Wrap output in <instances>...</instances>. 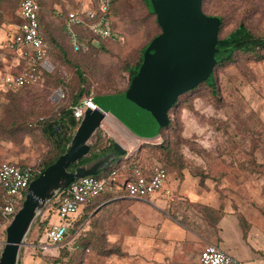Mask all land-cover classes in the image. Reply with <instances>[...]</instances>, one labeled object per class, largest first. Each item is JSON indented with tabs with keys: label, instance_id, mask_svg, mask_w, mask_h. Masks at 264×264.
Returning a JSON list of instances; mask_svg holds the SVG:
<instances>
[{
	"label": "rangeland",
	"instance_id": "374dc122",
	"mask_svg": "<svg viewBox=\"0 0 264 264\" xmlns=\"http://www.w3.org/2000/svg\"><path fill=\"white\" fill-rule=\"evenodd\" d=\"M36 1L42 9L46 34L61 36V20L73 4L72 0ZM145 1L156 16L160 34L148 45L141 69L130 81L128 74L121 72L114 80L110 77L95 84L89 95H95L92 100L98 108L119 116L127 125L144 133L147 139L155 137L153 135L170 116L176 127L161 137V140L168 137L166 155L173 153L175 158V168L168 166V174L181 179L185 172L199 177L201 185L206 178H213L217 190L250 204L256 214L252 220L264 225V60L239 55L230 64L208 68L206 50H216V46L207 47L204 38L195 35V26L187 24L190 19L184 16V10H189L190 4H178L177 0ZM19 2L0 0V29L3 25H15ZM118 11V27L125 41L107 45L97 53L110 69L129 58L135 48L144 45L157 32L139 0H120ZM205 13L223 18L221 36L241 21L253 33L264 35V0H209ZM100 64L99 61L93 64L94 68ZM60 72L66 80L68 74L64 70ZM213 75L216 97L211 96L210 87L198 88L203 80ZM53 82L43 72L37 84L5 94L0 105V163L4 162V156L19 152L36 155L41 145L45 148L44 156L50 151L51 143L43 136L39 122L59 113L61 103H54L52 98L62 89L53 88ZM258 143L261 147L255 151L257 147L253 149V146ZM146 154L150 163L156 161L155 156L151 159L149 150ZM114 166L116 162L95 176H105ZM19 207L17 205L15 212ZM205 212L204 208L195 210L196 214L204 215ZM51 218L59 223L56 212ZM10 221L2 222L3 229ZM35 221L20 249L18 264H66V259L56 263L59 256L42 257L30 247L33 242L44 240ZM92 224L83 229L85 235L82 237L89 252L76 255L77 261L85 260L90 264L94 263L96 254L105 255L109 248L118 249L107 244V233L91 231ZM196 264H200L198 258Z\"/></svg>",
	"mask_w": 264,
	"mask_h": 264
},
{
	"label": "crops",
	"instance_id": "0c3cea01",
	"mask_svg": "<svg viewBox=\"0 0 264 264\" xmlns=\"http://www.w3.org/2000/svg\"><path fill=\"white\" fill-rule=\"evenodd\" d=\"M16 27L7 24L0 29V75L13 76L24 67L19 54L7 49ZM11 29L13 31L9 32ZM6 93L9 92L1 91V101ZM59 100L56 91L52 101L57 103ZM99 130L105 138L117 142L123 149L124 155L115 152L116 166L111 170L132 165L140 166L146 174L152 173L155 162L150 163L146 154L148 149L144 146L159 144L162 141L160 131L152 139L144 138V133L108 112ZM44 149L41 145L36 155L19 152L4 156V162L19 165L39 163L46 154ZM214 184L213 178H206L201 185L199 177L185 172L181 179L167 174L162 188L146 199H129L119 191L116 194L104 193L82 204L74 217L75 223L84 224L85 229L92 222L94 231L107 233V244L120 250V254H96L93 264H196L197 258L199 260L197 252L207 242L233 256L238 264H264V225L252 220L256 214L250 204L243 203L240 198L235 200L223 190H217ZM53 200L57 201V197ZM51 202L39 216L42 222L47 221L45 227L56 223L51 218V214L56 212ZM200 208L206 210L204 215L195 213ZM211 217L215 220H210ZM83 229L79 233L85 231ZM77 238L71 249L62 246L42 253L30 247L49 258H57L63 248L68 251L78 249L79 254L82 253L79 250L86 247L77 246ZM78 264L90 263L79 260Z\"/></svg>",
	"mask_w": 264,
	"mask_h": 264
},
{
	"label": "built area",
	"instance_id": "2783aa9c",
	"mask_svg": "<svg viewBox=\"0 0 264 264\" xmlns=\"http://www.w3.org/2000/svg\"><path fill=\"white\" fill-rule=\"evenodd\" d=\"M65 16V31L73 51H85L87 45L81 43L77 29L82 27L94 38L113 39L123 42V37L112 30L109 13L113 0H72ZM40 6L36 0H20L18 16L22 23L16 27L7 49L15 51L24 61L23 69L16 75H0L2 92H14L35 85L43 71L49 72L51 65L47 59L49 46L39 32L38 15ZM0 91V102L2 99ZM59 99L63 92L57 94ZM86 109L96 110L92 96L82 99L72 108L74 118L80 122ZM38 164V163H37ZM32 164L0 163V254L5 245V228L2 222H9L21 206L29 184L41 172ZM167 178V172L156 166L151 174H146L140 166H126L112 169L102 177L86 176L73 180L57 195L56 214L59 223H49L44 229V240L33 243L34 249L47 253L52 248L62 246L71 249L74 240L84 224L75 223L74 217L79 207L87 201L104 193L123 191L129 199L143 200L159 191ZM20 208V207H19ZM200 264H238L236 259L216 245L207 243L199 254Z\"/></svg>",
	"mask_w": 264,
	"mask_h": 264
},
{
	"label": "trees",
	"instance_id": "16d2710c",
	"mask_svg": "<svg viewBox=\"0 0 264 264\" xmlns=\"http://www.w3.org/2000/svg\"><path fill=\"white\" fill-rule=\"evenodd\" d=\"M8 1H14V3L16 4H18L19 2V0H7V2ZM119 2L120 0H113L109 13V19L113 32L122 36L123 42H119L113 39L94 38L90 33H88L86 29L80 27L77 29V32L79 34V40L81 43H85L87 45V49L85 51L77 52L73 51V48L69 41V37L65 31L66 14L61 20L63 34L58 37H52L46 34L47 32L44 28V22L41 18L42 9H40L38 15L39 32L43 41L49 46L47 59L53 67L52 71L43 72L47 74L51 80L54 81L53 83H51V86L53 88L62 89V92L64 94V97L61 98L58 102L59 104L61 103V106L57 116L39 122L43 136L50 141L52 146L48 154L44 156L43 159L37 164L40 172H42L48 166L53 164L58 159V157L65 152L67 146L71 141L72 133L78 127L79 121L74 118L72 108L79 105L83 98L90 96V89L93 88V85L95 84H101V81L103 82L104 80H108L110 77H113L114 80V76L120 77L119 74L121 72L127 73L128 81H130L142 65L144 60V54L147 50L148 45L160 34V28L157 24L155 14L151 12L145 0H139L140 4L145 10L146 17L152 18V21L155 27L157 28V32L151 37H149L144 45L135 48V50H133L134 54H129V58H125L121 61L122 63H119L114 68L110 69V65H107L105 62H102L101 55L97 53L100 49L105 48L107 45L117 43L123 44L125 41V38L119 31L118 27L120 21V13L118 11ZM208 3L209 0H201V10L205 15H207L205 13V9L207 8ZM207 16L219 19L214 69L216 67H222L234 62L239 55H244L246 58L264 60V35L260 36L253 33L250 28L244 22L241 21L237 23V25L231 30L226 32L224 36H221L222 30L224 28L223 18L219 15ZM21 23L22 19L19 16H16L15 25L18 26ZM44 33L47 35L48 38L44 35ZM98 61L101 64L98 67L94 68L95 65L93 64H96ZM117 67H119L120 72L118 71ZM61 70H64L65 73L68 74L66 80L61 77ZM104 76H106L107 79L104 78ZM203 85L210 87L211 96L216 97V81L214 79V75L211 76L208 80L202 82V84H200L198 88ZM120 91L121 90L116 92L118 93ZM94 97L95 95L93 96V98ZM1 104L2 101L0 102V105ZM175 127L176 126H174L172 118L169 116L167 126L160 130L161 137L164 133L169 134L173 128L175 129ZM179 137L180 135L178 136V139H180ZM94 138L95 140L93 141V143H91V149L89 154L79 160L77 163L70 165V167L68 168L69 171H73L77 166L87 164L92 160L103 156L113 150V142L105 138L100 130L96 132ZM168 140V137H166L158 145H151L150 147L147 145L144 146L150 151L151 159L153 156H155L156 161H154V165L165 169L167 174L168 166H171L172 169L175 168L174 154L169 153L168 155H166L167 151L169 150ZM259 147H261V144L258 143L257 145L253 146V149L256 148L255 151H257ZM121 155H124V153ZM1 202L2 199L0 197V203ZM50 205L54 209L58 207V203L55 200H53ZM35 223L40 228L41 233H44L47 221L42 222L40 220V217H38ZM91 231L95 232L94 227H91ZM84 232L85 231L79 233L78 238L76 240L77 246L86 247L85 249L81 250L82 253H79L80 255L84 252L86 253V250L89 249L86 246L87 243L84 242L82 239V237H84L85 235ZM77 250L78 249L68 251L65 248L61 249L59 252V260H55L56 263H60L59 261H63L64 259H66V264H78L79 260H76V255L78 254ZM112 251L120 254V251L118 249L112 250L111 248H109L106 250L105 255H109L110 253H112ZM39 255H41L42 257H47L42 255L40 252ZM53 261L54 260H52V262Z\"/></svg>",
	"mask_w": 264,
	"mask_h": 264
},
{
	"label": "water",
	"instance_id": "95a60500",
	"mask_svg": "<svg viewBox=\"0 0 264 264\" xmlns=\"http://www.w3.org/2000/svg\"><path fill=\"white\" fill-rule=\"evenodd\" d=\"M177 2L178 4H190V9L184 10V16H189L190 20L186 21L187 24L195 26V28L191 27L196 32L195 35L202 36L206 41L205 45L207 47L211 46V44H213V47L216 46L219 19L207 16L202 12L201 0H177ZM147 52L148 50H146L145 54ZM206 52L205 63L210 68L215 65L214 54L216 50H206ZM142 65L139 69H141ZM59 93H61V90L57 91V94ZM106 113L100 108L96 110L86 109L65 152L29 184L20 208L5 228V245L0 254V264L19 263L20 249L25 244L33 222L40 216L45 206L57 197L61 190L75 179L97 175L117 160L115 152L123 153L121 146L114 142V151L100 156L87 164L77 166L73 171L68 170L70 165L77 163L89 154L91 138L101 128ZM167 124L168 119L160 128L166 127ZM157 133L153 136L157 135Z\"/></svg>",
	"mask_w": 264,
	"mask_h": 264
}]
</instances>
